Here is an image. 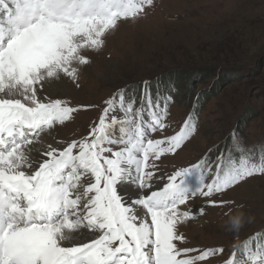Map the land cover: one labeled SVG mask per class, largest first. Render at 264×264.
Returning <instances> with one entry per match:
<instances>
[{"label":"snow or ice","instance_id":"1","mask_svg":"<svg viewBox=\"0 0 264 264\" xmlns=\"http://www.w3.org/2000/svg\"><path fill=\"white\" fill-rule=\"evenodd\" d=\"M154 3L0 0V264H203L224 253L184 246L180 226L205 212L189 201L242 208L212 197L264 176V145L245 146L233 130L214 161L210 148L161 173L159 161L199 130L195 110L167 134L174 85L153 94L144 81L139 106L121 89L85 135L49 138L94 107L57 97L64 79L79 88L86 53L103 50L122 22L146 18ZM223 264H264V230L234 245Z\"/></svg>","mask_w":264,"mask_h":264},{"label":"rangeland","instance_id":"2","mask_svg":"<svg viewBox=\"0 0 264 264\" xmlns=\"http://www.w3.org/2000/svg\"><path fill=\"white\" fill-rule=\"evenodd\" d=\"M86 54L90 63L81 68L80 87L65 78L67 91L56 96L94 107L81 109L50 137L68 140L85 135L105 101L121 89L131 97L138 83L148 79L155 84L172 75L177 77L178 98L169 106L167 134L178 130L199 93L212 96L198 109L195 136L177 154L159 161L161 173L198 162L210 148L208 158L214 161L231 142L233 130L245 146L264 145V0H155L146 18L122 22L107 36L103 50ZM185 86H191L189 95ZM125 187L134 193L131 186ZM221 198L243 207H209L204 198L190 200L194 212L202 206L205 212L180 226L187 237L184 246L225 249L203 264H223L234 245L264 228V176L212 197ZM237 211L244 214V223L233 229L229 216Z\"/></svg>","mask_w":264,"mask_h":264},{"label":"trees","instance_id":"3","mask_svg":"<svg viewBox=\"0 0 264 264\" xmlns=\"http://www.w3.org/2000/svg\"><path fill=\"white\" fill-rule=\"evenodd\" d=\"M174 79H177V77L175 76L173 78L172 75H170L169 77L161 79L162 81H160L159 83H157L155 81V84H152V92H153V94H155L157 88H160L162 91H165V90L170 89L174 85V90L172 91V96H173V99H177L178 96L176 95V91L178 90V86H176V83L174 82ZM188 79H190V77H188ZM185 87H188V86H185ZM143 89H144V84L143 83H138L137 87L134 88V90H133V92H134L133 95H135L137 97V103H139L138 96L141 95ZM190 91H191V86L188 87L187 95H189ZM128 94H130V92H128ZM210 96H212V93L208 92V91L207 92H203V93H199V100L197 102V99H198V97H197L196 101L193 102V104H191L190 111L198 110L199 107H202L204 105V103L207 101V99ZM237 155H238V153H237ZM262 230H264V228ZM262 230H260V231H262Z\"/></svg>","mask_w":264,"mask_h":264},{"label":"clouds","instance_id":"4","mask_svg":"<svg viewBox=\"0 0 264 264\" xmlns=\"http://www.w3.org/2000/svg\"><path fill=\"white\" fill-rule=\"evenodd\" d=\"M244 223V214L237 211L235 214L229 216V224L231 228L237 229Z\"/></svg>","mask_w":264,"mask_h":264},{"label":"bare ground","instance_id":"5","mask_svg":"<svg viewBox=\"0 0 264 264\" xmlns=\"http://www.w3.org/2000/svg\"><path fill=\"white\" fill-rule=\"evenodd\" d=\"M50 139L52 138V137H49ZM55 139H57V140H59L58 138H55ZM128 187V186H127ZM127 195L128 196H131L133 199L135 198L134 196H132L133 195V192H128L127 191Z\"/></svg>","mask_w":264,"mask_h":264}]
</instances>
